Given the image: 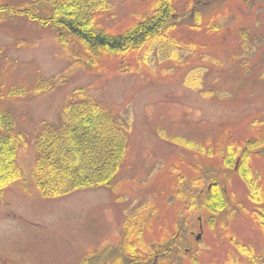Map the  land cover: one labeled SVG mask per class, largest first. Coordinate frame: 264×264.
<instances>
[{
    "label": "rangeland",
    "instance_id": "374dc122",
    "mask_svg": "<svg viewBox=\"0 0 264 264\" xmlns=\"http://www.w3.org/2000/svg\"><path fill=\"white\" fill-rule=\"evenodd\" d=\"M206 1L176 0L184 14L175 18L172 34L187 44L164 57L151 51L138 70L122 66L120 56L89 67L60 43L53 27L25 16L0 17V99L17 129L31 135L19 151L24 177L9 184L0 200V264H81L92 250L117 243L127 213L138 211H152L147 243L172 244L147 264H224L236 261L240 246L264 255V234L250 213L254 204L245 183L202 150L264 134V0ZM153 2L111 0L100 24L121 32L151 14ZM193 3L202 11L200 29L190 26ZM133 57L126 62L135 67ZM44 79L53 87L37 91ZM20 87L24 94L6 95ZM77 88L128 120V159L114 189L45 198L32 176V137L44 122L60 121L64 100ZM253 165L264 183V159ZM211 174L224 185L229 210L186 214L175 195L178 181Z\"/></svg>",
    "mask_w": 264,
    "mask_h": 264
},
{
    "label": "trees",
    "instance_id": "16d2710c",
    "mask_svg": "<svg viewBox=\"0 0 264 264\" xmlns=\"http://www.w3.org/2000/svg\"><path fill=\"white\" fill-rule=\"evenodd\" d=\"M193 2L196 4L197 0ZM111 8V0H26L25 3L1 0L0 17L25 16L53 27L60 43L89 67L100 66L106 56H120L122 66L138 70L146 64L151 51L157 49L158 57H164L187 44L185 39L172 34L178 24L175 18H182L184 14L179 11L176 0H154L151 14H145L121 32H111L100 24V17ZM194 9L195 21L190 26L200 29L202 11L196 5ZM217 28L216 23L211 25V29ZM188 44L195 46L192 42ZM128 55L136 58L135 67L126 62ZM52 87L53 82L44 79L39 81L36 90ZM25 90L24 87L11 88L6 95L17 97ZM129 127L126 118L119 117L85 88L75 89L62 104L60 121L44 122L32 137L35 149L32 176L40 194L56 198L84 188L114 189L129 155ZM30 138L29 133L17 129L14 114L0 99V200L9 184L24 177L18 157L21 147ZM210 144L208 149L204 145L202 150L211 157L218 156L224 168L234 170L243 180L247 197L254 204L250 213L264 234V183L261 172L253 165L255 159H264V134L242 141ZM178 182L175 195L184 200L186 214L202 209L210 215L229 210V196L213 174L189 180L182 178ZM151 212L127 213L117 243L92 250L81 264H147L162 249L163 253L170 251L169 241L159 245L145 240ZM238 248L241 253L236 261L224 264H264V255L242 246ZM194 262L200 264L195 259Z\"/></svg>",
    "mask_w": 264,
    "mask_h": 264
},
{
    "label": "flooded vegetation",
    "instance_id": "af4514ba",
    "mask_svg": "<svg viewBox=\"0 0 264 264\" xmlns=\"http://www.w3.org/2000/svg\"><path fill=\"white\" fill-rule=\"evenodd\" d=\"M213 1H215V0H207L206 2H208V4H209V3H212ZM199 2H200V0H197V3H199ZM178 248L181 249V245H179ZM156 259H157V255H154L153 256V262L154 263H155Z\"/></svg>",
    "mask_w": 264,
    "mask_h": 264
},
{
    "label": "water",
    "instance_id": "95a60500",
    "mask_svg": "<svg viewBox=\"0 0 264 264\" xmlns=\"http://www.w3.org/2000/svg\"><path fill=\"white\" fill-rule=\"evenodd\" d=\"M200 237V236H199ZM199 237H197L199 239Z\"/></svg>",
    "mask_w": 264,
    "mask_h": 264
}]
</instances>
